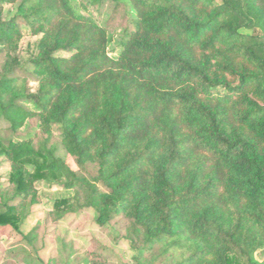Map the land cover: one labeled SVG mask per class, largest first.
Instances as JSON below:
<instances>
[{"label": "trees", "instance_id": "16d2710c", "mask_svg": "<svg viewBox=\"0 0 264 264\" xmlns=\"http://www.w3.org/2000/svg\"><path fill=\"white\" fill-rule=\"evenodd\" d=\"M111 1L136 14L117 57L107 27L72 0H0L9 71L22 31L5 4L19 2L40 35L39 87L2 75L0 115L32 100L41 130L57 125L77 164L96 170L79 176L46 146L6 148L15 192L0 226L18 229L34 182L52 175L79 188L99 224L126 215L176 264H264V0Z\"/></svg>", "mask_w": 264, "mask_h": 264}, {"label": "rangeland", "instance_id": "374dc122", "mask_svg": "<svg viewBox=\"0 0 264 264\" xmlns=\"http://www.w3.org/2000/svg\"><path fill=\"white\" fill-rule=\"evenodd\" d=\"M83 13L91 15L107 27L109 32L108 52L117 57L126 30L135 27L136 14L127 4H116L111 0H72ZM19 2L5 4L3 17H16L22 31L18 46L10 54L14 63L9 71L11 57L0 47V77L5 73L17 77L27 93L37 91L38 79L33 73L31 56L35 52L40 35L31 31ZM244 31V30H243ZM251 33L252 30H245ZM57 56H67L59 51ZM9 71V72H8ZM35 103L27 98L14 100V105L0 115V202L14 195V184L10 181L12 160L4 150L15 145L26 152L44 146L53 150L79 176L95 173L94 166L82 168L64 139L62 131L55 125L50 132L40 128V118L34 114ZM27 169L32 167L27 165ZM64 177L34 182L28 206L18 229L12 225L0 226V264H176L178 257L165 251L159 243L149 245L141 229L124 214L113 215L105 224L98 222V214L85 208L83 194L77 186L63 183ZM68 198L69 207L55 208L57 200ZM20 198L10 200L17 203ZM264 250L256 253L262 261Z\"/></svg>", "mask_w": 264, "mask_h": 264}]
</instances>
